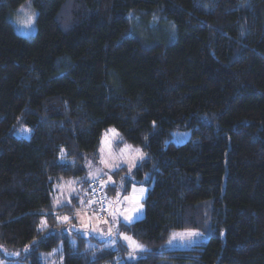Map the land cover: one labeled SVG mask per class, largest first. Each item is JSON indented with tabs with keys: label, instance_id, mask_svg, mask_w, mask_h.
I'll return each instance as SVG.
<instances>
[{
	"label": "trees",
	"instance_id": "obj_1",
	"mask_svg": "<svg viewBox=\"0 0 264 264\" xmlns=\"http://www.w3.org/2000/svg\"><path fill=\"white\" fill-rule=\"evenodd\" d=\"M27 1L31 37L11 21ZM109 128L146 157L108 189L152 185L117 226L144 246L128 260L52 208L67 178L94 205L86 164ZM173 131L192 139L166 145ZM175 230L208 240L169 250ZM59 246L63 264H264V0H0V255Z\"/></svg>",
	"mask_w": 264,
	"mask_h": 264
},
{
	"label": "rangeland",
	"instance_id": "obj_2",
	"mask_svg": "<svg viewBox=\"0 0 264 264\" xmlns=\"http://www.w3.org/2000/svg\"><path fill=\"white\" fill-rule=\"evenodd\" d=\"M34 14V23L31 27H26L28 23V17ZM37 10L30 1L22 4L16 11L15 16L12 17L15 31L24 36L31 37L37 30ZM112 130H115L114 132ZM14 135L18 138L29 139L32 135V130L27 127L17 128ZM192 139V134L189 131H173L170 138L167 140L166 145L175 144L181 145ZM98 159H89L86 164L87 174L86 178L90 181H98L105 190L107 198V216H99L94 208L88 210L87 206L93 202L87 201L86 188L73 178L63 179L55 184V192L52 197V208L57 210L58 208L71 209V214L64 216L66 220H72L73 217L79 220V226L73 221V229L80 233L105 240L108 248H117L118 244L126 249V259L135 258L137 254L132 247L129 246V242L122 238V234L128 237L130 235L119 232L117 226L119 222L127 224L136 222L145 216V201L149 190L152 185L133 184L130 189L124 193L121 186L124 185L125 180H121L116 183V189L110 191L108 189L109 184L115 183L113 180V173L121 171V173L128 179H134V172L136 167L144 160L146 154L144 150L139 146L131 145L124 141L121 133L115 128H109L106 130L102 137L98 150ZM147 180H150V175L147 176ZM141 189L145 191L141 193ZM115 190V192H114ZM127 197V199H125ZM78 202H81L77 205ZM87 203V205H86ZM85 204L86 206H83ZM68 206V207H66ZM82 206L88 208L85 213L76 214L73 211L75 208ZM142 206V207H140ZM139 207V211L132 212L131 209ZM123 213V215H121ZM131 215V222L124 219L125 216ZM75 227V228H74ZM132 238V237H131ZM136 241L144 249V246ZM207 235L196 230H175L173 231L167 241V248L169 250H189L193 246L207 242ZM4 256L0 261V264H29L25 261H19L16 258L18 253H13L7 248H3ZM0 255V256H1ZM7 256V257H6ZM41 261L43 264H63V255L61 253V246L56 247L52 252H45L41 254ZM118 264H124V262H118Z\"/></svg>",
	"mask_w": 264,
	"mask_h": 264
},
{
	"label": "built area",
	"instance_id": "obj_3",
	"mask_svg": "<svg viewBox=\"0 0 264 264\" xmlns=\"http://www.w3.org/2000/svg\"><path fill=\"white\" fill-rule=\"evenodd\" d=\"M89 194L94 201L95 212L102 217H106L108 209L106 205L107 202L105 192L102 185L96 182L92 183Z\"/></svg>",
	"mask_w": 264,
	"mask_h": 264
},
{
	"label": "snow or ice",
	"instance_id": "obj_4",
	"mask_svg": "<svg viewBox=\"0 0 264 264\" xmlns=\"http://www.w3.org/2000/svg\"><path fill=\"white\" fill-rule=\"evenodd\" d=\"M32 23H34V14H32L31 16L28 17V23L25 26L26 27H31ZM112 131L114 132L115 130H112ZM140 191H141V193H143L145 190L141 189ZM125 199H127V197ZM140 207H142V206H140ZM131 211L132 212L139 211V207L133 208V209H131ZM121 215H123V213H121ZM64 219L66 220L67 217H65ZM124 219L129 221V222H131L132 216L131 215L125 216ZM122 238L124 240L128 241L129 242V246L132 247L134 250L136 248H140L141 247L136 241L132 240L131 237H128V236L122 234Z\"/></svg>",
	"mask_w": 264,
	"mask_h": 264
},
{
	"label": "crops",
	"instance_id": "obj_5",
	"mask_svg": "<svg viewBox=\"0 0 264 264\" xmlns=\"http://www.w3.org/2000/svg\"><path fill=\"white\" fill-rule=\"evenodd\" d=\"M90 181V180H89ZM92 182V181H91ZM78 203H81V202H78ZM66 207H68V206H66ZM61 209H63V208H61ZM60 208H58L57 210H55V211H58V212H61L60 210H61ZM70 209H72V208H70ZM70 209H68V210H70ZM88 208H86V207H81V209H79V210H76V211H73V213H74V215L76 214V217H78L77 216V214H87V213H85V211L87 210ZM69 212V211H68ZM75 224H77V226H79V220L77 219V223H75ZM74 225V224H73ZM143 249H141V248H136V251H135V253H138V252H140V251H142Z\"/></svg>",
	"mask_w": 264,
	"mask_h": 264
}]
</instances>
